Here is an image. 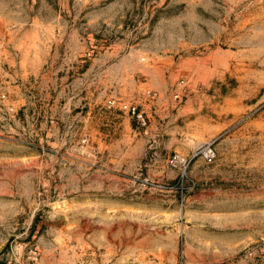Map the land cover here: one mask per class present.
Returning a JSON list of instances; mask_svg holds the SVG:
<instances>
[{
  "label": "rangeland",
  "instance_id": "rangeland-1",
  "mask_svg": "<svg viewBox=\"0 0 264 264\" xmlns=\"http://www.w3.org/2000/svg\"><path fill=\"white\" fill-rule=\"evenodd\" d=\"M10 2L0 264H264V0Z\"/></svg>",
  "mask_w": 264,
  "mask_h": 264
},
{
  "label": "crops",
  "instance_id": "crops-1",
  "mask_svg": "<svg viewBox=\"0 0 264 264\" xmlns=\"http://www.w3.org/2000/svg\"><path fill=\"white\" fill-rule=\"evenodd\" d=\"M21 9L10 0H0V83H20L37 76L51 59L52 46L41 20L21 18ZM16 14L18 17H16Z\"/></svg>",
  "mask_w": 264,
  "mask_h": 264
}]
</instances>
